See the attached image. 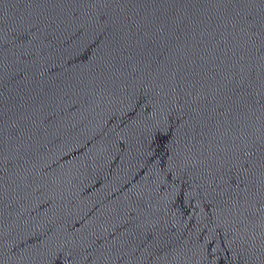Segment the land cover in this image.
I'll use <instances>...</instances> for the list:
<instances>
[{
    "label": "water",
    "instance_id": "95a60500",
    "mask_svg": "<svg viewBox=\"0 0 264 264\" xmlns=\"http://www.w3.org/2000/svg\"><path fill=\"white\" fill-rule=\"evenodd\" d=\"M0 264H264V0H0Z\"/></svg>",
    "mask_w": 264,
    "mask_h": 264
}]
</instances>
